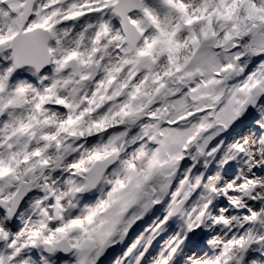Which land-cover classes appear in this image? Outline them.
<instances>
[{
    "label": "snow or ice",
    "instance_id": "snow-or-ice-1",
    "mask_svg": "<svg viewBox=\"0 0 264 264\" xmlns=\"http://www.w3.org/2000/svg\"><path fill=\"white\" fill-rule=\"evenodd\" d=\"M0 264H264V0H0Z\"/></svg>",
    "mask_w": 264,
    "mask_h": 264
}]
</instances>
